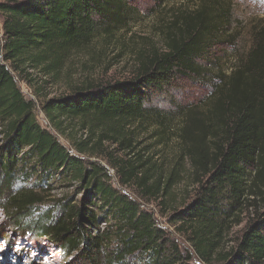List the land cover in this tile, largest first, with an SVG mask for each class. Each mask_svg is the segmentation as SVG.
<instances>
[{"label":"trees","instance_id":"obj_1","mask_svg":"<svg viewBox=\"0 0 264 264\" xmlns=\"http://www.w3.org/2000/svg\"><path fill=\"white\" fill-rule=\"evenodd\" d=\"M189 3L168 12L160 47L138 52L129 81L87 78L46 101L24 97L26 71L59 77L73 54L127 33L132 11L124 0L0 3V211L11 232L72 264H194L192 254L202 264H264V19L249 22L247 50L206 98L164 113L149 107L150 92L204 77L210 51L237 36L233 0ZM37 102L51 131L36 120ZM184 177L195 196L168 223L192 254L142 207L168 210Z\"/></svg>","mask_w":264,"mask_h":264},{"label":"rangeland","instance_id":"obj_2","mask_svg":"<svg viewBox=\"0 0 264 264\" xmlns=\"http://www.w3.org/2000/svg\"><path fill=\"white\" fill-rule=\"evenodd\" d=\"M11 0H0V3ZM126 6L132 11L128 32L118 33L111 40L99 38L94 43V48L85 54H73L68 63V68L59 77L52 79L44 77L39 71L27 70L26 82H19L24 97L34 100V95H39L41 100L56 99L70 93V88L78 82H87V78L93 83L114 84L115 82L129 81L136 72V57L140 51H151L160 47L159 27L165 24L169 11L189 10L192 6L189 0H124ZM233 31L236 29V40L233 43L218 45L207 59L204 60L205 76L201 78H176L162 91L150 92L152 101L149 107L157 108L164 113L173 112L184 107L202 101L212 91L220 73H228L233 60L245 53L248 47V25L252 19H264V0H233ZM171 19V16L169 14ZM3 23V15L0 14V29ZM103 29V28H102ZM35 116L38 124L51 131L48 121L40 111L37 102ZM179 120V119H178ZM180 122H175L172 127H177ZM68 126V123H65ZM72 128V127H71ZM69 133L72 130L69 129ZM78 135V134H77ZM58 141L65 147L69 144L65 138L58 135ZM73 137L77 139L73 132ZM185 178V177H184ZM193 179L185 178L181 184L173 189L176 201L168 209L142 204L135 194L129 190H123L130 199L142 204V207L153 213L156 222L162 228L172 242L177 244L183 252L192 251L186 243L182 233L178 231V225L168 223V217L174 211H180L195 196L197 186ZM63 192L57 191L56 194ZM244 221L235 227L229 239L231 243L240 236L243 227L248 220L247 213L243 214ZM44 240H32L29 237H21L11 232L8 220L0 211V264H72L73 256L63 257L56 249H47L45 254L40 250V244ZM43 247V246H42ZM47 256H49L47 258ZM194 264H202L192 254Z\"/></svg>","mask_w":264,"mask_h":264},{"label":"bare ground","instance_id":"obj_3","mask_svg":"<svg viewBox=\"0 0 264 264\" xmlns=\"http://www.w3.org/2000/svg\"><path fill=\"white\" fill-rule=\"evenodd\" d=\"M49 256H47V258H48Z\"/></svg>","mask_w":264,"mask_h":264}]
</instances>
